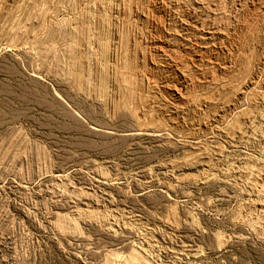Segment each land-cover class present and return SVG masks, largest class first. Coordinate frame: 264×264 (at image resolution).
Masks as SVG:
<instances>
[{
  "label": "rangeland",
  "instance_id": "374dc122",
  "mask_svg": "<svg viewBox=\"0 0 264 264\" xmlns=\"http://www.w3.org/2000/svg\"><path fill=\"white\" fill-rule=\"evenodd\" d=\"M0 264H264V0H0Z\"/></svg>",
  "mask_w": 264,
  "mask_h": 264
},
{
  "label": "bare ground",
  "instance_id": "6f19581e",
  "mask_svg": "<svg viewBox=\"0 0 264 264\" xmlns=\"http://www.w3.org/2000/svg\"><path fill=\"white\" fill-rule=\"evenodd\" d=\"M130 79V78H129ZM131 80V79H130ZM127 81V80H126ZM131 82V81H130ZM132 83H133V81H132ZM128 84V83H127ZM262 116V115H261ZM238 126V125H237ZM260 161V160H259ZM133 256V255H132ZM139 257V256H138ZM114 261V260H113Z\"/></svg>",
  "mask_w": 264,
  "mask_h": 264
}]
</instances>
